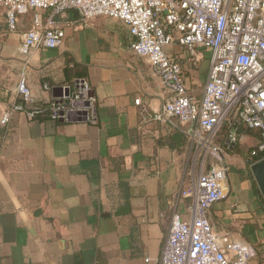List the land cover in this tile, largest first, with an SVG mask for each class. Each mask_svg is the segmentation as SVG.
I'll use <instances>...</instances> for the list:
<instances>
[{
    "label": "crops",
    "instance_id": "crops-1",
    "mask_svg": "<svg viewBox=\"0 0 264 264\" xmlns=\"http://www.w3.org/2000/svg\"><path fill=\"white\" fill-rule=\"evenodd\" d=\"M31 17L10 32L0 7V117L19 102L22 76L36 105L62 99L56 88L83 79L96 122L76 110L81 101L65 99L63 119L14 111L0 124V264H157L172 216L189 215L182 191L198 160L186 125L153 118L168 93L131 51L122 21L98 16L83 25L70 10L61 20L75 22L66 23L62 45L24 56L20 32ZM169 52L184 59L186 85L199 96L208 65L192 66L177 46ZM257 140L244 133L224 148L228 194L206 213L215 235L254 247L248 264H264V200L244 157Z\"/></svg>",
    "mask_w": 264,
    "mask_h": 264
},
{
    "label": "built area",
    "instance_id": "built-area-1",
    "mask_svg": "<svg viewBox=\"0 0 264 264\" xmlns=\"http://www.w3.org/2000/svg\"><path fill=\"white\" fill-rule=\"evenodd\" d=\"M0 7L10 32L17 30L20 16L32 12L30 25L20 32L18 51L24 56L62 45L66 23L75 22L61 20L70 10L83 25L104 16L127 26L131 51L147 60L168 93L153 118L186 125L198 160L195 178L182 191L189 198V215L172 216L157 264H248L256 255L254 247L215 235L206 213L228 194L229 168L224 148L215 142L223 125L231 126L227 148L238 144L239 126L257 135V143L244 153L248 165L264 157V0H0ZM173 46L186 53L192 66L200 62V49L210 53L199 96L189 91L184 59L169 52ZM65 87L69 95L48 103L47 118L63 119L71 109L64 100H78L83 106L76 110L95 123L94 98L86 82L77 79L74 89ZM17 95L19 102L3 113L1 125L8 124L14 111L30 118L42 115L24 76Z\"/></svg>",
    "mask_w": 264,
    "mask_h": 264
},
{
    "label": "trees",
    "instance_id": "trees-1",
    "mask_svg": "<svg viewBox=\"0 0 264 264\" xmlns=\"http://www.w3.org/2000/svg\"><path fill=\"white\" fill-rule=\"evenodd\" d=\"M80 77H82V76H80ZM76 78H78V77H76ZM71 83H74V81H71V82H69L67 84L70 85ZM37 106L40 107V109H43L42 115H39L38 117L46 118L47 114H48V104H38ZM230 128H231V126H229L228 124L223 125L220 128V130L217 133L216 138H215V142L218 145H220L223 148H226L228 150L232 149V147H228L227 148V144H226V136H227L228 132L230 131ZM237 132H238L239 135L240 134H244V133H252V131L250 129L242 127V126H239V128L237 129Z\"/></svg>",
    "mask_w": 264,
    "mask_h": 264
},
{
    "label": "water",
    "instance_id": "water-1",
    "mask_svg": "<svg viewBox=\"0 0 264 264\" xmlns=\"http://www.w3.org/2000/svg\"><path fill=\"white\" fill-rule=\"evenodd\" d=\"M56 89L63 90V87H58ZM64 91L66 92V95H69V89L67 87H65ZM249 168L257 188L264 200V158L252 163Z\"/></svg>",
    "mask_w": 264,
    "mask_h": 264
},
{
    "label": "rangeland",
    "instance_id": "rangeland-1",
    "mask_svg": "<svg viewBox=\"0 0 264 264\" xmlns=\"http://www.w3.org/2000/svg\"><path fill=\"white\" fill-rule=\"evenodd\" d=\"M200 53L202 54L200 56V65H201V67H205V66L208 65V60H209L210 53L207 50H204V49H200Z\"/></svg>",
    "mask_w": 264,
    "mask_h": 264
}]
</instances>
